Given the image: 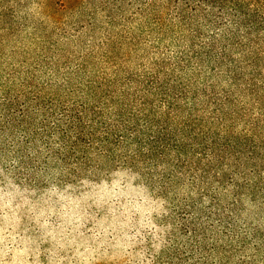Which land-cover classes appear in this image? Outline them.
<instances>
[{
  "label": "trees",
  "instance_id": "trees-1",
  "mask_svg": "<svg viewBox=\"0 0 264 264\" xmlns=\"http://www.w3.org/2000/svg\"><path fill=\"white\" fill-rule=\"evenodd\" d=\"M86 1L90 18L70 29L80 36L99 11L102 51L87 41L74 51L54 16L85 0L42 1L65 44L36 32L17 40L23 0H0V180L8 161L26 180L37 158L59 161L70 177L118 165L169 197L161 258L207 264L252 242L264 249V226L243 205L264 208V0ZM122 3L134 6L127 16ZM115 15L139 24L140 38L116 43ZM140 39L156 43L148 64L132 63Z\"/></svg>",
  "mask_w": 264,
  "mask_h": 264
},
{
  "label": "rangeland",
  "instance_id": "rangeland-1",
  "mask_svg": "<svg viewBox=\"0 0 264 264\" xmlns=\"http://www.w3.org/2000/svg\"><path fill=\"white\" fill-rule=\"evenodd\" d=\"M42 1L57 8L53 3L55 0H23L20 6L15 7L17 19L24 23L17 33V40L21 42L36 32L65 44L66 36L61 37L58 31L61 23L62 28L68 29L66 35L73 38L69 40L74 51L82 49V43L86 41L90 44L86 50H103L100 49L104 35L103 18L99 11L94 16L99 21L91 27H84L80 36L70 29L71 25L78 28L82 22L85 24L94 10L93 5L85 0L77 9L54 14L60 19L57 26L45 15ZM122 4V14L119 15H129L134 6ZM119 15H115L117 21L113 26L116 43H122L129 37L140 38L141 26L135 21L123 22ZM124 31L126 34L123 35ZM166 41L170 49L175 48L172 38ZM153 45H156L154 40L140 39L132 52V63L143 59L148 64L154 59L157 53H153ZM139 55L143 57L137 59ZM104 70L109 75L111 69ZM39 149V145L31 146L29 154L37 155ZM37 160L27 170L31 175L27 180L12 176L16 161L5 163L4 169L8 172L4 180H0V264H195L194 257L180 260L161 258V252L167 246V230L171 229L168 218L171 215L167 216L169 197H159L156 189L144 179L122 169L117 170L118 165L110 171L106 168L100 172L97 167H89L81 169L80 176L73 174L70 177L59 161L47 160L36 166ZM95 163L101 162L95 160ZM182 191L187 193L186 188ZM190 195L194 196L193 193ZM251 204L243 199L244 207L256 212L252 216L254 224L263 227L264 208ZM244 217L241 222H244ZM244 225L241 223V227ZM246 242L250 246V237ZM225 243L227 241L220 245L223 250L227 249ZM244 263L264 264L261 241L252 242L249 249L234 253L228 260L215 255L207 262Z\"/></svg>",
  "mask_w": 264,
  "mask_h": 264
}]
</instances>
